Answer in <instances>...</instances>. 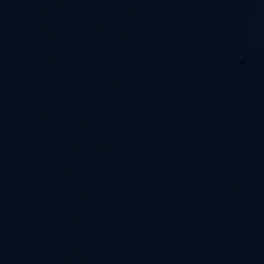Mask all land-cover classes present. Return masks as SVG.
Wrapping results in <instances>:
<instances>
[{"label":"water","instance_id":"obj_1","mask_svg":"<svg viewBox=\"0 0 264 264\" xmlns=\"http://www.w3.org/2000/svg\"><path fill=\"white\" fill-rule=\"evenodd\" d=\"M0 264H264V0H0Z\"/></svg>","mask_w":264,"mask_h":264}]
</instances>
